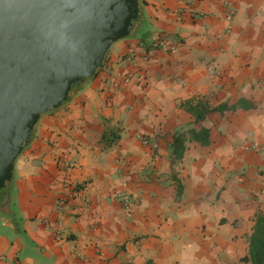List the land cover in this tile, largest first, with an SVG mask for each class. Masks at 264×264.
Segmentation results:
<instances>
[{
    "label": "crops",
    "instance_id": "crops-1",
    "mask_svg": "<svg viewBox=\"0 0 264 264\" xmlns=\"http://www.w3.org/2000/svg\"><path fill=\"white\" fill-rule=\"evenodd\" d=\"M140 4L139 28L40 117L17 159L0 264H253L243 258L264 215V0ZM158 39L174 49H152ZM195 97L253 106L207 114L210 143L188 140L172 163L174 135L199 126L181 106Z\"/></svg>",
    "mask_w": 264,
    "mask_h": 264
},
{
    "label": "water",
    "instance_id": "water-1",
    "mask_svg": "<svg viewBox=\"0 0 264 264\" xmlns=\"http://www.w3.org/2000/svg\"><path fill=\"white\" fill-rule=\"evenodd\" d=\"M140 0H0V194L40 117L136 29Z\"/></svg>",
    "mask_w": 264,
    "mask_h": 264
},
{
    "label": "trees",
    "instance_id": "trees-1",
    "mask_svg": "<svg viewBox=\"0 0 264 264\" xmlns=\"http://www.w3.org/2000/svg\"><path fill=\"white\" fill-rule=\"evenodd\" d=\"M181 106L194 116L195 123L199 124V126L190 127L186 131L174 135V141L172 143V163H177L182 160L188 140H195L203 145L210 143V129L201 124L207 114L213 111L237 110L238 108L248 109L253 106V103L247 99H240L235 104L222 103L217 106H212L204 98L195 97L182 102ZM243 260L250 261L253 264H264V215L257 217L254 231L250 237L249 255L245 256Z\"/></svg>",
    "mask_w": 264,
    "mask_h": 264
},
{
    "label": "built area",
    "instance_id": "built-area-1",
    "mask_svg": "<svg viewBox=\"0 0 264 264\" xmlns=\"http://www.w3.org/2000/svg\"><path fill=\"white\" fill-rule=\"evenodd\" d=\"M234 14H235V10L229 9L228 16L232 17ZM152 49H162L164 51H172L174 49V44L167 39H163V40L158 39V40L153 42ZM143 58H145L146 60L149 59V53H145ZM128 59L130 61H133V55H130V56L128 55ZM130 79H131V76L129 74L123 75L122 77L115 79L113 82V89L114 90L122 89L124 87V85L130 81ZM139 138H141L145 142H147V139L144 136L139 135ZM72 192L74 194L76 193L75 191H72ZM127 194L128 193H122L121 197L125 201V205L127 207H129L131 205V199H130V197H128ZM61 202L64 203V200H61ZM3 259H5V256L0 254V260H3Z\"/></svg>",
    "mask_w": 264,
    "mask_h": 264
},
{
    "label": "flooded vegetation",
    "instance_id": "flooded-vegetation-1",
    "mask_svg": "<svg viewBox=\"0 0 264 264\" xmlns=\"http://www.w3.org/2000/svg\"><path fill=\"white\" fill-rule=\"evenodd\" d=\"M11 188H9L4 194H0V210L8 205L11 202Z\"/></svg>",
    "mask_w": 264,
    "mask_h": 264
}]
</instances>
